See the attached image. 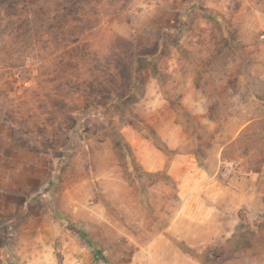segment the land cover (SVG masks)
<instances>
[{
    "label": "rangeland",
    "instance_id": "1",
    "mask_svg": "<svg viewBox=\"0 0 264 264\" xmlns=\"http://www.w3.org/2000/svg\"><path fill=\"white\" fill-rule=\"evenodd\" d=\"M101 3L0 0V66L8 67L12 82L0 90V114L11 125L7 145L17 146L11 163L6 147L0 175V264L21 260L22 238L28 241L26 251L35 247L30 259L37 264H186L190 259L225 264L237 249L258 255L264 246V212L258 207H237V222L244 223H237L236 238L223 244L217 238L197 246L205 232L201 227L185 223L181 230V222L172 224L180 211V181L197 179L198 169L191 157L180 155L190 165L188 176L178 173L176 180L167 167L158 168L160 157L149 171L144 150L168 158L195 152L207 156L210 165L220 146L212 137L220 126L202 123L201 111L180 97L166 105L156 98L135 102L140 69L125 45L103 43L100 25L107 9ZM206 70V87L196 86L206 92L209 118L238 115L242 103L258 111L257 100L251 105L249 97H264V90L254 76L241 80L238 69L211 57ZM199 79L197 73L194 83ZM76 113L82 114L79 127ZM263 157L264 121L222 149L216 178L232 187L238 177L255 175ZM225 166L230 174L223 172ZM44 217L43 244L31 239L34 229L24 235L18 227L24 223L28 232V222Z\"/></svg>",
    "mask_w": 264,
    "mask_h": 264
},
{
    "label": "clouds",
    "instance_id": "2",
    "mask_svg": "<svg viewBox=\"0 0 264 264\" xmlns=\"http://www.w3.org/2000/svg\"><path fill=\"white\" fill-rule=\"evenodd\" d=\"M100 7L107 9L100 25L103 43L118 41L125 45L134 54L136 67L140 69L135 96L137 104L156 98L159 105H166L170 99H182L185 91L195 89L196 83L206 87L209 57L213 63L238 69L242 73L241 80L249 78L253 68H264V0H116L114 4L102 0ZM197 73L201 79L194 83ZM74 115L79 127L82 114ZM5 147L11 163L17 146L0 144V175L4 173ZM76 150L73 147L71 151L75 153ZM193 160L195 157L190 158V162ZM196 163L199 165L200 162ZM231 201L233 195L230 193L225 202L229 214L220 218L223 224L220 244L233 241L237 223L241 226L244 223L232 218L231 213L238 210L237 205L258 207L264 212V187L247 195L236 190L234 203ZM46 221L47 217L28 222V232L24 223L18 227L24 235L34 229L35 235L31 239L43 244L47 238ZM243 230L241 227L240 231ZM260 231L264 232V229ZM20 245L17 255L21 260L17 264H37L30 259L36 254L35 247L26 251L28 241L23 238ZM258 250V255H252L251 248L237 249L225 264H264V246ZM186 264L202 262L190 259Z\"/></svg>",
    "mask_w": 264,
    "mask_h": 264
},
{
    "label": "crops",
    "instance_id": "3",
    "mask_svg": "<svg viewBox=\"0 0 264 264\" xmlns=\"http://www.w3.org/2000/svg\"><path fill=\"white\" fill-rule=\"evenodd\" d=\"M8 67L6 68L5 65L0 66V90H2L3 86H8L10 82V78L8 79ZM216 72V71H215ZM214 73V72H213ZM249 76H254V83L260 85V89L264 90V88H261V85L264 87V68L257 66L252 69L251 72L248 74ZM254 86H250L249 92H253ZM256 90V88H255ZM256 92V91H255ZM12 97V91H8V97ZM256 99L257 102H253L252 99ZM207 95L203 88H200L199 86H196L195 89H190L185 91L183 94V98L180 99L181 103L192 108L194 112H200L203 114L201 118V122L208 124L213 127H219L220 126V132L217 133L218 136L212 137L215 138L216 144L220 145L217 149H214L213 151V158L212 163L209 165V159L205 156L202 157V155H196L195 152H188V153H177L174 157L168 158L164 153L162 156L159 154L156 149H149L147 148V151L144 150L145 157L143 160L145 161V158L148 159L147 162H144V166L147 170H155L157 167V163L159 157L160 161H162L161 166L158 168H168V173L173 176H175L176 180H180L178 177V173L183 176L189 175V166L188 163L183 159H180V155L182 157H185V155L189 157H195V160L193 163H195V168L198 169V172L196 174H199L197 179H181L180 181V196H181V203H180V211L176 215L174 222L172 224L174 226H177L179 222L182 227L185 223L188 224L190 227L198 226L201 227L203 231H205L202 235V239L200 242L195 243L197 246L203 244V246H207L212 240H215L217 238H221L219 233L223 227V224L221 222V216L229 214L228 207L226 206V201L229 199V194L231 193L233 195V201L230 203H234V194L236 189L240 191L242 195H247L250 192L259 191L261 187H264V157L262 159V162L260 163L259 169L252 171L255 175H251L250 173H247V175L240 176L238 179L235 180V183L232 187H225L224 184H222L217 178V167H218V158L221 156L222 149H225L226 146H230L231 143H234V141L242 134L244 133V130L248 129L252 124L254 123H261L264 121V97L259 98L257 95L251 93L250 104L252 105V102L255 103L256 106H258V111L253 112L250 107H248L247 104L242 103L240 106V112L237 114H227L225 118H215L211 119L207 115V108H206V101H207ZM10 99H8L9 101ZM1 113V111H0ZM241 113H243V116H241ZM240 114V116H239ZM238 117V118H237ZM0 144L7 146V140L9 139L6 135L7 130L10 129L11 125L9 122L5 119V117L0 114ZM233 124L234 130L230 131L228 129V125ZM224 126V127H223ZM226 126V127H225ZM225 128H227L225 130ZM258 131V130H257ZM259 132V131H258ZM259 135V134H256ZM216 147V146H215ZM6 151V147H5ZM4 151V156L6 152ZM137 152V150H136ZM135 152V154H136ZM148 157V158H147ZM158 157V158H157ZM5 160V158H4ZM197 161H199V165H197ZM233 162V161H231ZM259 174V175H257ZM249 176V177H247ZM246 184H251L253 187H258L257 189L251 190V188H246ZM243 205V204H241ZM237 205V207L241 206ZM249 214L251 215L252 212L249 211ZM233 220L238 221V215L236 211H233L231 213ZM172 225V226H173ZM183 234H185V231L181 232L180 235L183 238ZM208 235V237H206ZM85 248V247H84ZM84 248H81V252L84 255ZM86 253V252H85ZM76 260H80L83 262L80 257L76 258Z\"/></svg>",
    "mask_w": 264,
    "mask_h": 264
},
{
    "label": "built area",
    "instance_id": "4",
    "mask_svg": "<svg viewBox=\"0 0 264 264\" xmlns=\"http://www.w3.org/2000/svg\"><path fill=\"white\" fill-rule=\"evenodd\" d=\"M230 171H231V167L229 168V167H227V166H225L224 167V173L227 175V174H230Z\"/></svg>",
    "mask_w": 264,
    "mask_h": 264
}]
</instances>
